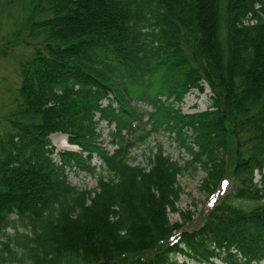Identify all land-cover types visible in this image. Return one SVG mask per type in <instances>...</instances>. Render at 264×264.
<instances>
[{"label":"trees","instance_id":"trees-1","mask_svg":"<svg viewBox=\"0 0 264 264\" xmlns=\"http://www.w3.org/2000/svg\"><path fill=\"white\" fill-rule=\"evenodd\" d=\"M24 5L0 46L3 56L30 50L17 61L0 131V264H262L264 0ZM204 85L209 106L182 111L185 95ZM57 132L78 150L58 151ZM159 132L190 159L180 163L158 143L148 166L134 164L131 149ZM72 168L96 186L71 184ZM199 168L209 193L226 175L232 184L190 229L168 211L178 210V176Z\"/></svg>","mask_w":264,"mask_h":264},{"label":"rangeland","instance_id":"rangeland-1","mask_svg":"<svg viewBox=\"0 0 264 264\" xmlns=\"http://www.w3.org/2000/svg\"><path fill=\"white\" fill-rule=\"evenodd\" d=\"M26 8L24 0H0V46L3 35L9 34L17 23L23 22ZM29 52L30 50L26 47L15 46L12 53L10 52L6 56L0 54V131L3 130L5 124L3 116L13 107L12 100L17 94V87L20 82L17 61L27 56ZM209 103L210 89L204 85L203 91L191 89L185 95L181 108L184 112H196L206 109ZM110 128L105 121H101L98 125V129L101 132L100 139L102 146L112 151L115 149L116 144L112 142V137L109 133ZM50 140L58 151L78 150L76 145L75 148L69 147L71 144L68 143L67 135L64 133H53L50 135ZM158 143L163 146L165 153L172 159L178 160L180 163L190 159L189 155L178 148L167 133L159 132L152 134L148 138L147 143L135 145L131 149L130 155L135 157L134 164L148 166L147 156L149 155V149L155 147ZM53 157L57 158V154H54ZM91 164H99L97 156L92 158ZM66 171L67 178L71 184L82 189H93L96 186V178L92 174L74 168L67 169ZM205 177L206 172L202 168H199L194 173L184 172L178 176V182L182 191L175 204L178 210L168 211V218L171 222H183L181 215L184 214L186 221L189 220L185 225L186 227L191 229L199 226L203 215L209 208L218 203L230 190L232 182L229 175H226L225 179L221 180L212 193L207 192L201 187V182ZM260 178V173L256 172L255 181H259ZM9 231L12 232L11 230ZM179 258L181 257L179 256ZM215 262L217 264H224L218 260H215ZM262 264H264V261Z\"/></svg>","mask_w":264,"mask_h":264},{"label":"bare ground","instance_id":"bare-ground-1","mask_svg":"<svg viewBox=\"0 0 264 264\" xmlns=\"http://www.w3.org/2000/svg\"><path fill=\"white\" fill-rule=\"evenodd\" d=\"M70 148H75V146L72 147V145H69Z\"/></svg>","mask_w":264,"mask_h":264}]
</instances>
